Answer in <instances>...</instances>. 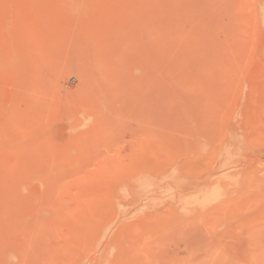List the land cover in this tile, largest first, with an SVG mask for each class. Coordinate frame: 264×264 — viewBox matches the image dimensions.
Instances as JSON below:
<instances>
[{
	"label": "rangeland",
	"instance_id": "374dc122",
	"mask_svg": "<svg viewBox=\"0 0 264 264\" xmlns=\"http://www.w3.org/2000/svg\"><path fill=\"white\" fill-rule=\"evenodd\" d=\"M0 264H264V0H0Z\"/></svg>",
	"mask_w": 264,
	"mask_h": 264
},
{
	"label": "bare ground",
	"instance_id": "6f19581e",
	"mask_svg": "<svg viewBox=\"0 0 264 264\" xmlns=\"http://www.w3.org/2000/svg\"><path fill=\"white\" fill-rule=\"evenodd\" d=\"M103 100H104V98H103ZM192 155V154H191ZM224 175V174H223ZM222 176V175H221ZM201 185V183L200 184H198V186H200Z\"/></svg>",
	"mask_w": 264,
	"mask_h": 264
}]
</instances>
